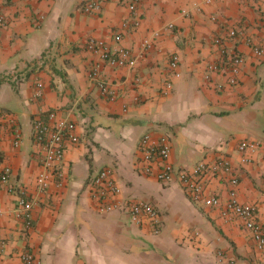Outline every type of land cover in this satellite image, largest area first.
Wrapping results in <instances>:
<instances>
[{"label":"crops","instance_id":"0c3cea01","mask_svg":"<svg viewBox=\"0 0 264 264\" xmlns=\"http://www.w3.org/2000/svg\"><path fill=\"white\" fill-rule=\"evenodd\" d=\"M127 1L105 0L100 10L85 13L82 0H0V173L11 169L0 181V264H22L24 251L41 264H264L243 221L222 215L228 182L203 176L205 194L221 200L210 206L190 200L176 179L160 183L135 167L146 132L168 136L175 168L226 157L238 177L235 196L255 205L264 228V57L255 58L241 41H226L244 63L239 83L223 90L203 82L198 61L215 59L212 38L226 39L229 27L257 36L264 0H140L139 25L116 39L131 18ZM155 31L154 47L142 53V40ZM89 39L131 51V66H100L116 90L114 100L90 80L97 58ZM172 54L179 58L177 78L167 69ZM165 79L172 89L162 95ZM37 82L42 96L34 99ZM47 111L73 121L79 141L65 149L63 184L51 183L37 195L26 227L15 206L21 191L36 194L42 153L32 119ZM11 118L22 133L18 147ZM243 140L261 143L247 163H240L237 150ZM104 166L114 170L119 198L145 199L158 209L159 227L147 220L137 225L121 210L97 209L88 183Z\"/></svg>","mask_w":264,"mask_h":264},{"label":"built area","instance_id":"2783aa9c","mask_svg":"<svg viewBox=\"0 0 264 264\" xmlns=\"http://www.w3.org/2000/svg\"><path fill=\"white\" fill-rule=\"evenodd\" d=\"M105 0H82L81 8L85 13L100 10ZM203 5L212 4L218 0H198ZM140 0H128L127 9L131 14L129 20H125L122 26L114 34L116 39L121 38V33L127 28L135 29L139 25L136 16L137 6ZM132 17V15H134ZM215 19V17H211ZM0 23H3V16H0ZM168 24L167 28H172ZM257 36L245 35L244 31L237 27L227 29L226 39L221 36L212 38L211 45L215 47V59L206 60L199 56L198 61L202 64V80L205 84L216 90H223L227 85L234 86L239 83V75L244 57L237 52H231L226 46V41H241L252 50L255 58L264 57V18L257 24ZM160 35L154 32L150 38H144L141 43L142 53L148 52L154 47V39ZM88 50L97 58L95 66L90 70V80L97 85L100 93L108 100H114L116 90L100 74V66L106 63L110 66H131L134 63L131 51L124 47L110 48L101 40L89 39L86 41ZM179 58L172 54L168 59L167 69L172 77H179ZM217 77H221L218 79ZM138 82V79H135ZM172 89L171 79H165L161 88V94L167 95ZM42 96V88L39 82L33 92V98ZM12 124V144L18 147L22 140V133L17 127L14 119H7ZM1 127V125H0ZM32 135L35 143L41 148L39 172L36 176V194H29L21 191L16 201L15 213L26 227L31 224L32 209L37 203L38 194L43 193L51 183L60 187L65 179L63 161L65 149L69 144L79 141L76 131V124L66 117L57 116L55 111H47L36 115L32 119ZM261 143L255 140H243L237 144L240 152V163H247L251 160L250 155L256 153ZM171 144L166 134L146 132L138 141V155L135 167L145 174H153L160 183L167 184L177 180L182 189L192 201H203L210 206H219L221 200L213 194H205L203 176L213 174L220 181L228 182L232 189L229 198L223 204L222 215L224 218L237 217L243 221L244 228L252 237L255 247L264 254V228L255 218V205L253 203L239 202L233 188L238 183V177L234 173L230 160L226 157L219 158L213 162L199 161L191 167H173L170 161ZM11 169L5 166L0 173V181L6 182ZM89 192L95 201L100 212L121 210L137 225L147 220L155 229L161 223V215L158 209L149 201L137 198H119L121 193L117 184L115 173L112 167L104 166L98 170L88 183ZM197 235V233H196ZM221 255V253H219ZM22 264H41L40 259L29 251L20 255Z\"/></svg>","mask_w":264,"mask_h":264}]
</instances>
